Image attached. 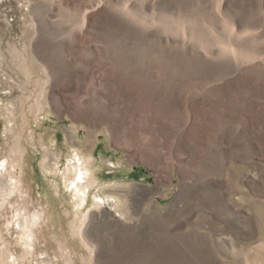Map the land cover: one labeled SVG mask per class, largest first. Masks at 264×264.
Wrapping results in <instances>:
<instances>
[{"label": "rangeland", "instance_id": "374dc122", "mask_svg": "<svg viewBox=\"0 0 264 264\" xmlns=\"http://www.w3.org/2000/svg\"><path fill=\"white\" fill-rule=\"evenodd\" d=\"M12 105L31 126L0 264L17 210H45L20 264H264V0H0V189Z\"/></svg>", "mask_w": 264, "mask_h": 264}, {"label": "bare ground", "instance_id": "6f19581e", "mask_svg": "<svg viewBox=\"0 0 264 264\" xmlns=\"http://www.w3.org/2000/svg\"><path fill=\"white\" fill-rule=\"evenodd\" d=\"M25 71L28 77L32 76L33 73L29 68L26 67ZM31 96L32 95H30L28 98H30ZM44 96L45 94L41 89V91L36 96L35 100L30 104L32 115H34L35 117H37L38 115H40L42 111H44V100H43ZM7 110L9 111V115H7L8 131L15 133V131L18 130V128H20V130L15 133L16 136L15 143L14 146L12 147V158L14 160V164L13 165L8 164L11 162L10 159L7 157L1 163L2 164L1 169L3 170L2 174L4 178H6L7 183L6 186H2L0 189V216L2 213V209L6 204L7 199H9V197L16 194L17 192L22 191L23 181L25 177V170H26L25 152H24L25 150L23 147L22 138L25 136L27 127L31 126V119L28 118L27 112L25 111V107L23 106L20 107L21 110L20 122L18 121V116L16 115L15 112L17 108L14 105L7 106ZM77 161L79 162H75L74 164H71L68 167V172L66 173L67 175H65L66 176L65 181L67 180V182L71 186V190L74 191L73 199L77 201V206L79 211L83 206V204L86 202L88 193L90 191V186L93 185V181H95V178H94L93 170L90 165L91 163L90 159L88 161L86 160V162L83 161L82 163L80 162L82 161L81 158H79V160ZM96 200L97 202L100 203L101 202L106 203L105 200H107V202H109L108 203L109 205H111L112 202H116V200L112 199V197L105 198L102 197L101 195H97ZM43 214H45V210L35 211L34 213H32V215H27L26 213L17 210L16 214L14 215L16 219V223L14 225H16V227H18L22 231V234L20 235L18 242H20V244L24 247V253L23 255H21V257H19L13 252H11L7 245H4L5 249L3 250V259L6 260L8 264H20L21 261L20 258H29L30 255L34 254L33 252L35 249V243L37 239L35 235L36 232L34 230V227L39 223V219ZM9 224L10 221L9 223H7L8 228H9ZM74 227L76 231L77 229L79 230L76 223H72V228ZM1 236L2 235H0V240H2ZM1 245L2 244H0V246ZM262 249L264 251V246H260L259 249H257L254 252L256 256L263 253Z\"/></svg>", "mask_w": 264, "mask_h": 264}]
</instances>
